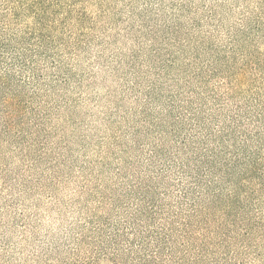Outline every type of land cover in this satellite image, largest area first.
<instances>
[{
    "label": "trees",
    "instance_id": "1",
    "mask_svg": "<svg viewBox=\"0 0 264 264\" xmlns=\"http://www.w3.org/2000/svg\"><path fill=\"white\" fill-rule=\"evenodd\" d=\"M7 5L0 3V182L55 190L40 182L74 173L60 168L67 158L50 141L54 116L70 102L65 56L85 42L46 33L41 14L18 30V12ZM158 35L150 32L153 45ZM196 55L182 61L176 90L160 82L173 59L137 72L127 98L135 119L102 151L116 158V182L75 191L74 212L92 198L99 206L55 236L57 264H249L264 194V99L241 100L230 73L216 84L219 73Z\"/></svg>",
    "mask_w": 264,
    "mask_h": 264
},
{
    "label": "rangeland",
    "instance_id": "2",
    "mask_svg": "<svg viewBox=\"0 0 264 264\" xmlns=\"http://www.w3.org/2000/svg\"><path fill=\"white\" fill-rule=\"evenodd\" d=\"M6 2L18 12L11 18L18 30L35 26L41 14L48 23L46 33L68 38L73 32L85 44L70 57L66 53V66L74 74L64 94L70 102L54 116L50 140L67 158L60 168L73 169V176L68 171L61 182H40L56 184L55 190L36 182L27 187L25 182H0V264H57L50 253L55 236H67L70 224L99 206L92 198L74 212L70 202L78 198L75 191L81 184L97 182L105 188L116 182V158H105L102 151L112 132L135 119L127 99L132 82L155 59L159 66L175 60L160 75L161 84L169 83L171 90L183 82L182 61L198 52L219 73L216 84L230 73L241 100L256 94L264 99V0H0L2 7ZM167 26H179V32L171 33ZM153 30L159 34L155 45ZM260 129L264 135V124ZM262 197L249 264H264Z\"/></svg>",
    "mask_w": 264,
    "mask_h": 264
}]
</instances>
